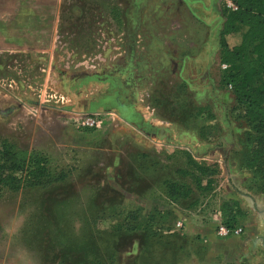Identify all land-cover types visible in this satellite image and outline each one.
I'll return each mask as SVG.
<instances>
[{"label": "rangeland", "instance_id": "1", "mask_svg": "<svg viewBox=\"0 0 264 264\" xmlns=\"http://www.w3.org/2000/svg\"><path fill=\"white\" fill-rule=\"evenodd\" d=\"M226 9V0H60L48 51L0 48L1 150L44 154L69 174L0 189V264H156L184 244V216L215 213L229 190L264 201V181L246 168L251 128L225 88ZM87 114L98 127L80 126ZM193 160L216 181L203 208L164 194L165 180L194 185Z\"/></svg>", "mask_w": 264, "mask_h": 264}, {"label": "trees", "instance_id": "2", "mask_svg": "<svg viewBox=\"0 0 264 264\" xmlns=\"http://www.w3.org/2000/svg\"><path fill=\"white\" fill-rule=\"evenodd\" d=\"M233 1L238 9L235 11L226 9L228 13L221 31V62L227 65L224 69L225 88L233 90L239 108L243 111V117L252 131L255 147L246 162V168L264 181V0ZM232 35L235 36L234 38L237 35L238 43L232 44L229 41ZM140 158L147 160L148 155L142 153ZM49 159L44 154H32L13 145H5L3 151L0 148V189L16 184L21 179L31 187L48 186L66 180L69 174L61 168L56 170L51 168ZM154 160L152 159V163L149 164L153 169L160 165ZM192 163L197 166L200 175L194 179V185L179 181H164L165 197L172 204L179 206L196 196L200 206L216 191V181L211 167L198 165L194 160ZM144 169L147 170V167L144 166ZM14 173L21 174L24 178H15ZM179 173L186 174L185 171ZM139 175L136 173V177ZM138 180L143 181L142 178ZM134 191L140 193V190ZM220 213L223 223L230 228L238 227L246 216L234 199L224 200L220 206ZM151 224L153 231H162L157 223ZM182 245L184 244L173 248L174 259L156 264L176 261L178 248ZM83 246L90 249L89 244ZM90 254L91 252L88 253ZM80 264H94V262L93 259L88 258L86 262Z\"/></svg>", "mask_w": 264, "mask_h": 264}, {"label": "crops", "instance_id": "3", "mask_svg": "<svg viewBox=\"0 0 264 264\" xmlns=\"http://www.w3.org/2000/svg\"><path fill=\"white\" fill-rule=\"evenodd\" d=\"M59 1L0 0V48L48 51L54 41ZM232 181L237 182L234 178ZM225 197L237 201L246 214L239 224L243 233L219 238L216 228L220 206L212 214L200 209L192 216H184L187 237L178 248L176 261L169 264H264V212L260 209L264 201L233 190ZM200 247L201 251L197 250Z\"/></svg>", "mask_w": 264, "mask_h": 264}, {"label": "built area", "instance_id": "4", "mask_svg": "<svg viewBox=\"0 0 264 264\" xmlns=\"http://www.w3.org/2000/svg\"><path fill=\"white\" fill-rule=\"evenodd\" d=\"M226 6L228 9L233 11L238 9L237 5L234 3L233 0H226ZM222 68L223 69L227 68V65L223 64ZM79 124L80 126L83 127L96 128L99 125L98 116L96 114L84 115L82 118H80ZM218 216L219 217H217L218 221H217L216 233L219 238L223 239L232 236H240L243 233L244 229L242 226L230 228L223 223L222 217L220 215ZM182 226H183L182 221H179L176 225V227L178 228H182Z\"/></svg>", "mask_w": 264, "mask_h": 264}]
</instances>
